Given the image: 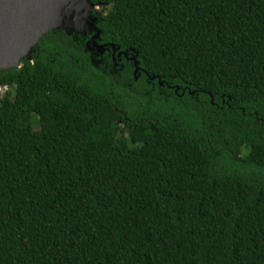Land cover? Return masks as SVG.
<instances>
[{
	"label": "trees",
	"instance_id": "obj_1",
	"mask_svg": "<svg viewBox=\"0 0 264 264\" xmlns=\"http://www.w3.org/2000/svg\"><path fill=\"white\" fill-rule=\"evenodd\" d=\"M90 1L0 71V264H264V0Z\"/></svg>",
	"mask_w": 264,
	"mask_h": 264
},
{
	"label": "water",
	"instance_id": "obj_2",
	"mask_svg": "<svg viewBox=\"0 0 264 264\" xmlns=\"http://www.w3.org/2000/svg\"><path fill=\"white\" fill-rule=\"evenodd\" d=\"M97 9L90 0H0V71L21 68L39 40L56 29L94 32L86 49L104 54L109 46L97 43L101 34L93 16ZM111 47L113 52L119 49Z\"/></svg>",
	"mask_w": 264,
	"mask_h": 264
},
{
	"label": "flooded vegetation",
	"instance_id": "obj_3",
	"mask_svg": "<svg viewBox=\"0 0 264 264\" xmlns=\"http://www.w3.org/2000/svg\"><path fill=\"white\" fill-rule=\"evenodd\" d=\"M99 9V8H98ZM113 55V58H114V60L115 59H120L121 58V55L123 54V52H119V53H117V52H113L112 53ZM117 54V57H115V55ZM125 57H127V55H125V54H123Z\"/></svg>",
	"mask_w": 264,
	"mask_h": 264
},
{
	"label": "rangeland",
	"instance_id": "obj_4",
	"mask_svg": "<svg viewBox=\"0 0 264 264\" xmlns=\"http://www.w3.org/2000/svg\"><path fill=\"white\" fill-rule=\"evenodd\" d=\"M3 92L2 91H0V95L2 94Z\"/></svg>",
	"mask_w": 264,
	"mask_h": 264
}]
</instances>
